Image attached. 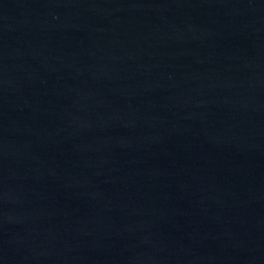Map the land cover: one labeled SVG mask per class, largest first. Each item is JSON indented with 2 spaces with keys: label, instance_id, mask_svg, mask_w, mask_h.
Segmentation results:
<instances>
[{
  "label": "water",
  "instance_id": "obj_1",
  "mask_svg": "<svg viewBox=\"0 0 264 264\" xmlns=\"http://www.w3.org/2000/svg\"><path fill=\"white\" fill-rule=\"evenodd\" d=\"M0 264H264V0H0Z\"/></svg>",
  "mask_w": 264,
  "mask_h": 264
}]
</instances>
